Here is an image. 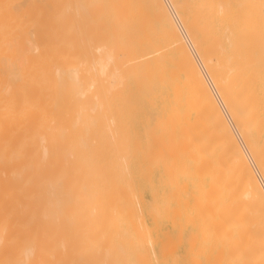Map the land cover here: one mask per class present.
Here are the masks:
<instances>
[{
    "label": "bare ground",
    "instance_id": "bare-ground-1",
    "mask_svg": "<svg viewBox=\"0 0 264 264\" xmlns=\"http://www.w3.org/2000/svg\"><path fill=\"white\" fill-rule=\"evenodd\" d=\"M175 17L183 28V34ZM78 100L88 104L85 106L86 111L82 110L81 114L83 111L85 114L87 109L93 110L90 114H94L91 115L94 116V120L92 117L87 119L89 121L85 119L84 121L89 123L86 124L81 121L82 116L79 119L81 124L76 120L79 126L70 127L69 125L72 126L76 119L75 116L80 115L79 110H76ZM82 103L80 106L84 108ZM157 104L165 106V111L170 113L172 131L168 132L169 137L173 136L176 139L178 135L175 132L181 131L182 134H178L184 140L182 142L178 140L181 142L179 146L178 141L174 143L173 138H170L174 143L172 145L177 144L178 147L175 146V149L173 146L171 150L175 151L169 152L172 142L167 137L170 141L166 145L169 148L166 149L168 153L182 162L181 166L188 168V172L192 159V164L195 162L201 164L203 159L208 160L204 162V166L201 165L206 166L205 169L202 168L203 170L211 168L212 164L210 177L215 181L213 195L216 194V201L206 204L208 207L206 205L202 207L206 208L207 212L212 211L211 216L216 215L214 221L210 218L209 224L212 223L211 227L215 232V235L212 234L216 239L213 245L217 242V255L212 256L216 258L214 260L218 264H264V0H0V264H77V252L74 249L76 247L74 242L70 244L71 242L62 239L61 224L63 220L61 197H66L70 190L74 195L70 192L72 196L67 197L65 201L67 204L70 202L68 198L76 199L73 202H77L80 197L85 198L82 192L75 195L74 188L75 191L78 190V183L75 180L71 179L75 184L68 183L74 184L71 185L74 188L66 185L68 174L63 175L62 171L64 165L65 168L67 166L69 173L68 164L74 158L78 159L77 154H83V160L88 155V161L85 163L88 166L90 164V169L92 168L94 172L91 178L89 174L92 175V171L86 172L85 167L79 166L82 163L79 160L81 158L78 159L79 164L74 159L76 164H72L78 169L80 167L85 170L81 175L83 176L81 179L84 180L81 181V186L87 182L85 176L91 179L94 177V184H90V188H94V193L89 190L91 192L86 194H91L89 200L92 201L86 208L90 211L87 217L91 215L107 222L106 226L102 225L103 229L105 227V233H108L107 243L105 241L107 247L106 245L101 247V250L105 249L103 250L105 256L102 251L103 256L98 255L99 251L96 250L94 254L90 252L92 259L97 254L98 260L104 258L101 260L103 262H100L103 264H132L129 261V258H132L131 250L129 251V247L126 246L124 249L122 245L127 242L131 244L130 241L135 238L133 236L132 239L130 236L129 241L127 230L117 232L120 225L114 221L125 217L121 208L123 203L119 199L121 197L126 199L124 194L129 197V192L125 191L130 190L126 186L130 177L127 178L129 179L127 183L123 180L126 183L123 189L126 187L127 189H124L125 193L116 197L117 204L112 202L113 194L110 193L111 189L119 186L114 187L116 179L110 183L109 180L113 177L108 180L107 175L113 167L112 159L116 160L115 163L120 167L121 164L124 166L120 160L117 162L121 151L122 156L128 154L127 150L132 145L137 148H134V151L132 149L135 153L141 147L139 132L124 125L126 122L122 123L125 119L124 114L135 113L138 109L136 106ZM134 108L135 110H132ZM62 116L67 117V122L62 120L64 119ZM69 116L73 119H70L72 123L68 121ZM61 121L67 123L68 127L62 125ZM90 123H93L91 125L94 129L97 124L98 128L101 127L99 130L102 133L98 138L92 137L96 134L94 131L93 135ZM82 128H87L88 133L92 130L91 140ZM79 130L84 131L81 133L83 135L85 133V138ZM151 130L152 133H148L150 136L154 134L153 129ZM78 131L80 139L76 136ZM152 137L155 138L154 136L150 138ZM68 139L71 144L76 143V139L80 140L77 142L79 145L85 139L86 143L89 142L87 144L89 148L82 142L83 145L77 148L76 144L72 145L78 153L73 149L70 151L69 147L66 150L63 144L66 146ZM62 140L65 148L63 151H67L66 154L72 152L71 155L63 154ZM157 141L154 143L157 148L165 147V144H160L161 140ZM153 142L152 140V144L150 143L152 146ZM81 146H86L87 151L83 147L86 153ZM115 149L120 152L116 153L118 151ZM150 149H147L150 154L148 158L152 159ZM160 150L159 152L165 153L162 147ZM111 151L115 154L111 153L110 156ZM132 151L130 153L133 154ZM155 152L158 156L159 152ZM63 155L65 159L70 157L69 161L66 160L67 165L66 162L61 165ZM112 155L116 158H112ZM108 158L111 159L110 162L107 161ZM148 158L145 159L150 162ZM157 158L159 157L153 158L154 161ZM124 159L131 160V158L128 160L127 155L121 162ZM172 162L167 161L165 166L163 163L164 167L161 166L163 168L161 187L164 190L154 195L161 217L168 216L173 226L181 229L183 225L185 227L192 224L198 214L194 217L197 210L194 212L191 208L194 207V203L189 206L187 200L180 199L182 201L174 209L171 208L177 193L179 197L178 188L181 189L184 185L178 187L177 170L182 167L174 168ZM72 164L70 165L73 167ZM109 165L110 169L107 167ZM198 166L199 164L196 169ZM120 167L119 169H122ZM78 169L74 168L73 175ZM111 170L109 175L112 173ZM182 170L183 168L178 173L180 171L182 173ZM213 171L215 180L212 176ZM123 172L130 173L125 169ZM78 182L80 184V181ZM211 183L207 185L213 189L214 183L212 185ZM186 188L184 185L183 189ZM212 189L205 190L206 197H211L209 195ZM201 198L195 199L197 203L193 198V202L198 209L200 208L202 216L207 215V212L201 208L199 203ZM87 201H83L85 203L83 208L90 203ZM132 201L129 202L130 205ZM175 201L177 203V200ZM83 202L81 203L84 204ZM72 205L71 207H74ZM133 205L130 208L132 211ZM65 207L67 210L64 209L68 211V207ZM82 207L78 210L86 212ZM212 207H216V213ZM72 209L75 211L76 208ZM130 209H126L128 213ZM88 211L86 213H89ZM132 213L134 214V211ZM70 216L73 217L71 214ZM159 217L157 216L158 219ZM66 218L65 221L68 220ZM96 219L95 221L98 220ZM140 222L142 223V220ZM93 223L91 221V225ZM98 223L100 226L101 223ZM76 224H79L78 221ZM129 225L132 226L131 230L135 229L134 222V226ZM139 227L140 225L137 228ZM87 229L89 230V227ZM91 229L95 228L91 226ZM91 229L88 234L84 232L86 238L87 236L90 238V241L89 238H85L86 241L82 240L85 243L89 242L88 246L85 244L83 248L85 250L93 249L98 243L97 241L94 245L92 242L90 235L96 237L99 234L95 235L96 231ZM203 229L204 227L201 230ZM99 230L97 233H100ZM145 231L144 229L145 235L148 234ZM134 232L141 233L140 230ZM137 233H134L136 237L142 234ZM101 235L103 237L102 233ZM118 235L121 239L116 241ZM203 235L202 237L206 239ZM192 236L194 238H191ZM192 236L189 244H193V239L197 240V233ZM100 237L99 241L102 240ZM202 237L198 241L199 244ZM117 242L122 248L119 249L115 245ZM199 244L198 246H201ZM138 245L137 243L135 246ZM164 245L165 243L162 246ZM161 249L163 250L162 247ZM165 249L173 250L171 247ZM132 251L136 253V250ZM165 251H162L163 257L167 255ZM197 252L196 254H199ZM196 254L194 253L195 256ZM144 255L136 254L135 257L139 262ZM78 256L81 257L79 254ZM206 256L209 259V255ZM87 259L89 261L90 258ZM88 261L82 263L80 260L78 263L92 264Z\"/></svg>",
    "mask_w": 264,
    "mask_h": 264
},
{
    "label": "rangeland",
    "instance_id": "rangeland-1",
    "mask_svg": "<svg viewBox=\"0 0 264 264\" xmlns=\"http://www.w3.org/2000/svg\"><path fill=\"white\" fill-rule=\"evenodd\" d=\"M80 101L78 100V102H77V107H76V110L78 111V114H80V115H76L75 117H76V119L74 120V122L73 121H71L70 119H72V117H74V115L71 117V116H69L68 118H69V122L71 121V123L73 124L72 126L71 125H69L70 127H76L75 125H78V123H80L81 121H83L84 123H86V124H89V123H87V122H85L84 120L86 119H91V117L93 118L94 116H91V115H94L93 113L92 114H90L91 112H93V110L91 111L90 109H87V112H85V114H83L84 113V111H86V107L85 106H88V104H83L82 102H80ZM81 103H82V107H84V108H81ZM90 106V105H89ZM79 108H81V109H79ZM88 108V107H87ZM90 108V107H89ZM131 108H133V107H131ZM138 108V109H137ZM129 110H130V108H128ZM136 109H137V111L134 113H125L124 115L125 116H123L125 119H124V121L122 120V123H124V122H126V123H124V125L126 124V126L127 127H129L131 130H133V131H138L139 132V134H140V136H141V139H140V146L141 147H139V149L140 150H136V153L135 152H133L134 151V148H136V147H130L127 151H128V154H126L127 155V158H128V160H130V158H131V160L130 161H126L125 159L124 160H122L123 162H121V159H123L124 158V156L126 157V155L124 154V155H120V154H122L123 152L121 151V153H119L120 151H118V150H116V151H118V152H116V153H119L118 155H119V158H118V156H117V162H118V160H120V163H124V166H123V164H121V167L119 166V164L118 163H115L116 162V160L115 161H113V159H112V162H114L113 163V167H111V169H113V170H111L110 169V166L111 165H109V166H107L110 170H111V172L113 173H111L110 175H109V173H110V170H109V172H108V175H107V179L109 180V179H111V177H113L111 180H109V182L111 183V181L113 180H115L114 182H115V184H114V187H116L115 185H118L119 186V188H116V189H111V187H110V189H111V195L113 194V200H112V202L114 201V202H116L117 203V196L119 195V194H123V193H125V192H129L128 194H129V197L128 196H126V194H124V196H125V198L126 199H124V197H121V196H119V198L121 197V199H119L121 202H120V205L122 206H120L121 208H122V211H123V214H124V218L123 217H121V218H119L118 220H114V221H116V223H119L118 225H120V227L117 225V224H115L116 226H118L117 228H119L118 230H117V232L120 230V233H121V231H125V230H127L126 232L129 234V238H130V236H131V238L134 236V238H132V239H134V240H131V238L129 239V241L131 242V244H133V247L131 246V244H128V242L125 244V245H122L123 247H124V249H125V246L126 247H129L128 249H129V251H130V257H132V258H129V261L132 263V264H140V263H142V264H199V262H200V264H212V263H216L217 261L216 260H214V259H216V258H213L212 256H215V254H216V251H217V242H216V245L214 244L213 245V243H215V241H216V239H215V232H213L214 231V229L212 228L213 227V225H212V223H211V225H209L210 224V218H212V220L214 221L215 220V216L216 215H213V216H211L210 214H211V212H207L206 211V208H204L205 207V205L206 204H212V202H214L213 200H215L216 201V194L215 195H213V191H214V188H216L215 187V181H213V179H211V172H212V170L210 171V169H212V164L210 165V163H206V165H210V167L211 168H209V169H206V170H203L202 168H206V166L205 167H203L204 165H205V163L204 162H207V161H204V159H203V161L201 162V164H200V162L199 163H197V162H195L194 164H192L193 163V159H192V163H191V166H189V168H190V172L191 173H193V174H191L190 172H188V168L186 169L185 167H183V166H181L182 165V162H179V160H176L177 158L176 157H173L172 155H171V153L169 154L168 153V151L166 150V149H168L169 150V148H170V151L169 152H173V151H175L174 149L173 150H171L172 148H173V146H174V148L176 149V147H178L177 146V144H175V145H172V144H174V143H177V141L179 140V141H181L182 142V140H183V138H181V135H179V134H182L181 133V131L179 132L178 131V133L177 132H175L177 135H178V137L175 139L171 134H170V136H172V138H173V140H174V143H173V141L171 140L172 138L171 137H169V133H170V131H172L171 130V125H170V123L172 124V121H170L171 119H170V113L169 112H167V111H165V109H166V107L165 106H163V105H161V104H157V105H143V106H136ZM82 110H84L83 111V113L81 114V111ZM132 110H135V108L134 109H132ZM88 111H90L89 112V114H88ZM126 114H127V116L128 117H126ZM133 115V116H132ZM82 116H83V118H82ZM167 116H169V118L167 119ZM74 117V118H75ZM88 117V118H87ZM62 118H64L63 116H62ZM66 118L67 117H65L64 119H62V120H65V122H67V120H66ZM82 118V119H81ZM79 119H81V121L79 120ZM166 119V120H165ZM73 120V119H72ZM76 120H77V122H76ZM93 120H94V118H93ZM163 120V121H162ZM87 121H89V120H87ZM164 121H165V123H164ZM169 121V122H168ZM91 122H93V121H91ZM95 122V121H94ZM167 122V123H166ZM61 123H62V125H64L65 123H63V121H61ZM146 123V124H145ZM81 124V123H80ZM93 125V123H90V125ZM94 124H97V123H94ZM100 124V123H99ZM155 124V125H154ZM84 125V124H83ZM91 125V126H92ZM132 125V126H131ZM166 125V126H165ZM68 127V124L66 123L65 124V127ZM79 126V125H78ZM81 126V125H80ZM95 126V125H94ZM98 126V124L96 125V127H95V129L93 128V126H92V129H93V135H94V131H95V136H92L93 138H98V135L99 134H101L102 132H101V130H99V129H101V127L100 128H98L97 127ZM155 126V127H154ZM63 127V126H62ZM64 127V128H65ZM83 127V126H82ZM87 127V126H86ZM88 127H89V125H88ZM85 128V127H84ZM97 128H98V130H97ZM144 128V129H143ZM161 128V129H160ZM87 129V128H86ZM86 129H83L82 128V130H85V133L87 132L86 131ZM89 129V128H88ZM151 129H153V132H154V134H151V136H154L155 138H150L151 136L150 135H148V133L150 134V132L152 133V130ZM90 130V129H89ZM162 130V131H161ZM80 131V130H79ZM79 131H78V133L76 132V136H77V138H79L80 137V133L81 132H84V131H80V133H79ZM92 130H90L89 131V133L87 132V134H86V136L87 135H89V139L91 140V136H90V132H91ZM146 131V134H144V132ZM97 132V133H96ZM169 132V133H168ZM85 133H84V135H83V137L85 138L86 136H85ZM160 133H161V135H160ZM64 135V134H63ZM63 135H62V137H63ZM78 135H79V137H78ZM81 135V136H82ZM91 135H92V133H91ZM157 135H160V136H157ZM146 136V137H145ZM157 136V137H156ZM162 137V138H161ZM170 139V141L172 142V143H170L172 146H169V148H167L168 146H166V145H168V141H169V139ZM204 137L206 138L207 137V133H205L204 134ZM81 138V137H80ZM79 138V139H80ZM159 140H158V139ZM78 139V140H79ZM88 139V140H89ZM154 141L153 142V146L151 145L152 143V140ZM69 140V139H68ZM85 140V139H84ZM82 141V142H85V141ZM145 140H147V141H145ZM158 140V141H157ZM160 140H161V142H160ZM64 141H65V139H64ZM64 141L62 140V143H61V150L63 151L65 148H66V150H67V148L69 147V150L70 149H73V150H75L74 148H75V146H76V148H77V146H79L80 147V145H83V144H81L80 143V145L78 144L79 142H80V140L79 141H77V139H76V143H74V144H71L70 142V140L68 141V143H67V141H66V146H65V144H63L64 143ZM145 141V142H144ZM155 141H157V142H160V144H165V147L164 146H159L160 148L162 147V150L163 151H165V153H167L166 155H165V153H161V152H159V151H161L160 150V148H157V146L156 145H154V143H156ZM169 141V142H170ZM178 141V145L180 146L181 144V142H179ZM184 141V140H183ZM78 142V143H77ZM88 142V141H87ZM93 142V141H92ZM91 141H90V143H92ZM146 142H147V144H148V146L146 147ZM163 142V143H162ZM71 145H70V144ZM151 143V144H150ZM185 143H186V141H185ZM64 145V147H63V145ZM76 144V145H75ZM86 146H87V144H89V142L88 143H84ZM169 144V145H170ZM68 145V146H67ZM72 145H75L74 147H72ZM92 144H90V146H91ZM185 145V144H184ZM184 145H182V146H184ZM86 146L84 147V149L87 151V149H86ZM89 146V145H88ZM87 146V147H88ZM176 146V147H175ZM182 146H181V148H182ZM83 147L81 146V148H82V150L83 151H85L84 149H83ZM143 147H144V149H143ZM145 147L147 148V149H150L151 151H152V155H151V157H153L154 159L156 158V157H159V158H157L156 159V161H154V159L152 158H150V160L152 161V163H153V165H152V163H151V161L150 162H148L147 161V159H145V158H148V154H149V150H147V149H145ZM64 148V149H63ZM89 148V147H88ZM124 148V147H123ZM80 149V148H79ZM132 149H133V151H132ZM137 149V148H136ZM159 149V150H158ZM165 149V150H164ZM69 150H68V152H69ZM81 150V149H80ZM114 150V151H115ZM153 150H155V151H158L159 152V155L157 156V152H155V151H153ZM71 151V150H70ZM77 153H78V151L77 150H75ZM86 151L84 152V153H86ZM125 151V150H124ZM133 152V154L132 153H130V152ZM144 151V152H143ZM147 151H148V153H147ZM206 151V150H205ZM64 152V151H63ZM62 152V153H63ZM66 152L67 151H65L63 154L66 156V155H71V153H68V154H66ZM74 152V151H73ZM81 152V151H80ZM155 152V153H154ZM76 153V154H77ZM83 153V152H82ZM111 153L112 154H115V152H113V151H111L110 152V156H111ZM144 153H147V154H144ZM151 153V152H150ZM75 154V155H76ZM79 154H81V153H79ZM64 155L62 156V160H61V165H63L64 164V162H66V160H68L69 161V159H70V157H69V159L67 158V159H65V157H64ZM74 155V154H73ZM74 155V156H75ZM109 155V154H108ZM132 155V156H131ZM133 155H136V157L134 156L133 157ZM156 155V157H154ZM77 156V158L79 159V158H81V159H79L80 160V162H82L79 166H83V168L84 169H86V172L87 171H89V172H91L92 173V175L91 174H89V176L92 178V176H93V169L91 170L90 169V164H89V166L88 165H86L87 163H85V162H87L88 161V155H87V158L86 159H84V160H86V161H84L83 159H82V156H84L83 154L82 155H76ZM80 156V157H79ZM149 156H150V154H149ZM168 156V157H167ZM64 157V158H63ZM71 157H73V156H71ZM109 157V156H108ZM116 158L115 157V155H112V158ZM143 158V162H141V160H142V158ZM74 158V157H73ZM72 158V159H73ZM148 158V159H149ZM165 158V159H164ZM172 158H173V160H175V161H173L172 160ZM195 158V157H194ZM205 158V160H206V157H204ZM74 159H76V158H74ZM73 159V160H74ZM78 159H76V163L77 164H79L80 162H78ZM72 160V162H71V160H70V164H72V163H75V160L73 161ZM111 160V159H110ZM110 160H109V158H108V160L107 161H109L110 162ZM145 161V162H144ZM161 161H163V162H161ZM166 161V162H165ZM167 161H169V162H172V165H173V167L174 168H179V166H181L182 168H183V170H182V173H178V171L179 170H181L182 168H179V170H177V177H178V180H179V186L178 187H180V186H182V184H184V185H186V190L185 189H183L184 188V185H183V187L180 189V188H178V192H179V197H178V193H177V196H176V198L174 199V202H173V205L171 206V208L172 209H174L177 205H178V203L180 202V201H182V200H187V202L189 203V206H191V205H193V203H194V207L193 206H191V208H193V210H194V212H196L195 210H197V213H195L194 214V212H193V214H194V217H195V215L196 214H198V215H196V217L194 218L195 220L193 221V223L192 224H189V225H186L185 227H184V225L181 227V229L178 227V228H175L174 226H173V224L171 223V221H170V219H169V217L168 216H162L161 217V214L158 212V210H157V208H158V203H157V201H156V198H155V193H162V191L164 190V188L163 187H161V185H163V180L161 179V170L163 169L162 167H164L165 165H166V163H167ZM108 162V163H109ZM136 162V163H135ZM151 163V164H149V165H147L148 163ZM157 162V163H156ZM175 162V163H174ZM179 162V163H178ZM75 163V164H76ZM83 163H85V165L87 166H85V165H83ZM143 163V164H142ZM162 163V164H161ZM163 163H164V166H163ZM174 163V164H173ZM68 163L66 162V165H67ZM70 164H68V169H69V173H67L68 171H67V166H66V168L64 167V165L62 166L63 168H62V171H64L63 172V175L64 174H68L67 176H66V179L68 180V179H70L69 180V182L66 180V185L68 184V183H70V182H74L73 180H75V182L76 183H78L77 185H78V187L75 185V187H77V191H75L76 189L73 187V186H71V185H74L75 184V182H74V184H68L67 186H69V187H71V189H72V187L74 188V192H75V195H76V193L78 194V193H84L85 194V198H87L88 196H90V197H88L87 199H88V201H90L89 200V198H91V194L90 195H86L87 193L89 194V192H91L92 191V193H94V191H93V189H91L90 188V184H94V181H93V179H94V177H93V179H91L90 177H86L85 176V178L87 179V182H85V183H87L86 185H85V183H84V185H85V187H84V185L83 186H81L82 185V182H84V180H82L81 178H83V176L81 177V175H83V172L85 171V170H83V168H80L79 167V169L77 168V166H74V164H72L73 165V167L75 168V170L76 169H78V171L79 170H81L82 171V173H81V171H80V173L78 172V174H77V172H76V174L75 175H73L74 174V168L70 165ZM116 166H115V165ZM199 164V166L197 167V169H196V166ZM204 164V165H203ZM118 165V166H117ZM141 165V166H140ZM155 165H158V166H155ZM201 165H203L202 167H201ZM70 166L72 167V168H70ZM115 166V167H114ZM126 166V167H125ZM140 166V167H139ZM148 166V167H147ZM149 166H150V168H149ZM162 166V167H161ZM176 166V167H175ZM195 166V167H194ZM119 167L120 168H122V169H119ZM138 167V168H137ZM195 169H194V168ZM199 167H200V169H199ZM207 167H209V166H207ZM87 168H89V169H87ZM116 168V169H115ZM147 168V169H146ZM65 169V170H64ZM124 169L125 170H129L130 171V173L129 174H127V172H126V174L123 172L124 171ZM150 169V170H149ZM186 169V170H185ZM202 169V170H201ZM71 170V171H70ZM117 170V171H116ZM119 170H121V171H119ZM193 170H196V171H193ZM197 170H198V172H197ZM207 170H209V171H207ZM74 171V172H73ZM116 171V172H115ZM215 171V170H214ZM213 171V172H214ZM73 172V173H72ZM86 172H85V174H86ZM120 172V173H119ZM194 173H195V175H194ZM201 173V174H200ZM84 174V175H85ZM88 174V173H87ZM123 174V175H122ZM205 174V175H204ZM213 175V178H214V180H215V172L214 173H212ZM71 175V176H70ZM78 175H80V176H78ZM128 177H127V176ZM148 175V176H147ZM187 175H188V177H187ZM194 176V177H192V176ZM64 176V177H65ZM68 176H70L69 178H68ZM202 176V177H201ZM109 177V178H108ZM124 179H123V178ZM130 177V180L129 179H127V178H129ZM147 178H148V180H147ZM197 178H199V179H197ZM200 178H202L201 180H200ZM71 179H73V180H71ZM77 179H78V181H80V184H79V182L77 181ZM81 179V180H80ZM123 180L126 182L127 180H129V182L127 183L128 185H126L128 188H130V190L128 191V190H126L127 189V187H126V191L125 192H123L124 191V189H123V187L125 186V182H123ZM199 180V181H198ZM210 180V181H209ZM82 181V182H81ZM86 181V180H85ZM93 181V183H91ZM122 181V182H121ZM195 181V182H194ZM202 181V182H201ZM113 182V183H114ZM132 183V185H131V183ZM198 184H197V183ZM201 182V183H200ZM204 182V183H203ZM211 182H213L214 183V186H213V189L212 188H209V186L207 185L208 183H211ZM109 183V184H110ZM112 183V184H113ZM125 183V184H124ZM202 183H203V185H202ZM213 183H211V185L213 184ZM124 184V185H123ZM151 184V185H150ZM79 185H80V187H79ZM89 185V186H88ZM153 185V186H152ZM201 185V186H200ZM87 186V187H86ZM113 186V185H112ZM117 186V187H118ZM121 186V187H120ZM200 186V187H199ZM82 187V188H81ZM92 187V186H91ZM210 187H212V186H210ZM79 188H81V189H79ZM84 188H86V189H88V191L86 190V189H84ZM202 188V189H201ZM118 189V190H117ZM123 189V190H122ZM207 189H212V192H210L209 194V196H211V197H209V198H212L211 200H209V198L208 197H206V191L205 190H207ZM80 190V191H79ZM89 190H91V191H89ZM114 190L115 191H118V192H114ZM172 190H174V188H172ZM181 190V191H180ZM191 190H192V192H191ZM195 190V191H194ZM216 190V189H215ZM122 192V193H119V192ZM198 191V192H197ZM202 191V192H201ZM210 191V190H209ZM209 191H207V192H209ZM63 192H64V189H63ZM62 192V193H63ZM70 190H69V192L68 193H66L67 195H66V197H61V207H62V209H61V213H62V216L63 217H65L66 215L68 216L69 215V217H67L68 218V220H66L65 221V218H63V217H61L63 220L61 221L62 223V235L64 236H62V239L63 240H65L66 239V241H68V243L69 242H71L70 244H72V242H74L73 244H74V246L76 247V248H74L75 249V252H77V257L76 258H78L77 259V264H79L78 263V261H82V263H84V261L86 262V261H88V259L87 258H90L89 259V261H90V263H92V264H103V263H100V262H103V261H101V260H104V258H102V259H99L98 260V258L97 257H99V256H97V254H95V257H93V259H92V253H90V252H93V254L94 253H96V250L97 251H99V252H97L98 253V255H100L101 254V251H102V253L104 254V256H105V253H104V251L103 250H105L104 248H102V250H101V247H104L105 245H106V247H107V234L105 233V227H104V229H103V227H102V225L104 226H106V224H107V222L105 221H103V220H101V219H99V218H93V217H91V215H89V217H87V215L88 214H90V211H88V209H86V208H88V204H92L91 202L92 201H90V203H87L86 204V206L83 208L82 206H84L85 205V203L83 202L84 200H85V202L87 201V199H85L84 197L82 198V199H78L77 200V202H73V201H75V200H73V198L71 197V198H68V200L70 201L69 202V204H67L68 202H65L66 200H67V197H70V196H72V194L70 195ZM115 194H114V193ZM185 192V193H184ZM190 192V193H189ZM204 192V193H203ZM71 193H73V192H71ZM116 193H118L117 195H116ZM131 193V194H130ZM199 194V196H198V194ZM63 194H65V193H63ZM127 194V195H128ZM73 195H74V193H73ZM132 195V196H131ZM201 195V196H200ZM62 196V195H61ZM64 196V195H63ZM78 196V195H77ZM76 196V197H77ZM136 198H135V197ZM187 196V197H186ZM193 196V197H192ZM195 196H196V198H197V200L200 198V197H202L200 200L202 201H199V203L201 204V208H204V210L207 212V215H202L201 216V212L199 211V209H198V206L197 205H195V202H193L196 198H195ZM198 196V197H197ZM204 196V197H203ZM75 197V198H76ZM79 197V196H78ZM77 197V198H78ZM134 199H133V198ZM65 198V199H64ZM114 198H115V200H114ZM131 200H130V199ZM193 198H194V200H193ZM180 199H182V200H180ZM64 200V201H63ZM80 200V201H79ZM125 200V201H124ZM127 200V201H126ZM133 200V201H132ZM175 200H177V203H176V201ZM87 201V202H88ZM130 201H132L131 202V205H133V207H134V209H133V211H134V214H136L137 212H138V214L139 213H141V215L139 214V216H138V214H136V215H134L132 212V210L130 209L131 208V205H130ZM137 201V202H136ZM196 201V200H195ZM208 202V203H205V202ZM64 202V203H63ZM80 202V203H79ZM81 202H83L84 204H82ZM72 203H74L75 205H72ZM129 204V209L132 211H130V213H128L129 211H127L126 209H128L127 208V204ZM133 203V204H132ZM196 203H197V201H196ZM205 203V204H204ZM65 204H67V205H65ZM76 204H78V205H76ZM81 204V205H80ZM118 204V203H117ZM214 204H216V203H214ZM213 204V205H214ZM63 205H64V207H63ZM71 205L72 206H74V207H71ZM157 205V206H156ZM202 205H204V207H202ZM65 206H67L68 207V211H66L67 210V208L65 207ZM71 208H70V207ZM78 206V207H77ZM90 206H92V205H90ZM196 206V207H195ZM207 206V205H206ZM80 207H82V209H85V211L87 212H89V213H86V212H84L83 210V212L81 211V210H78V208L80 209ZM135 207H137V208H135ZM208 207V206H207ZM66 210H65V209ZM72 208H76L75 209V211H77L78 210V212H75ZM125 208V209H124ZM213 208V207H212ZM211 208V209H212ZM69 209H71L70 211H69ZM137 209V210H136ZM210 209V210H211ZM213 209H215V213H216V207L215 208H213ZM64 210V211H63ZM73 210V211H72ZM202 210V209H201ZM207 210H209V209H207ZM63 211V212H62ZM214 211V210H213ZM66 212V213H65ZM73 212H75L74 214H73ZM81 214H80V213ZM156 212V213H155ZM206 212H205V214H206ZM71 215H73V217L72 216H70V214ZM77 213H79V214H77ZM204 212H202V214H203ZM64 214V215H63ZM75 214H77L76 216L77 217H75ZM85 214V216H82V215H84ZM122 214V215H123ZM128 214H130V215H128ZM154 215H156V216H154ZM136 216V217H135ZM157 216L159 217V219L157 218ZM200 216V217H199ZM203 216H205V217H203ZM78 217H83L82 219H79ZM128 217H130V218H128ZM135 217V219H133ZM203 217V218H202ZM66 218V219H67ZM86 220H85V219ZM92 218H93V220H92ZM136 218H138V220L136 219ZM139 218H140V220H139ZM154 218V219H153ZM162 218V219H161ZM201 218H202V220H201ZM208 218V219H207ZM73 219H76V221H74ZM88 219H91V221H92V225H91V221L90 220H88ZM95 219L97 220V221H95ZM130 219H131V223H130ZM134 221H133V220ZM80 220H82V221H80ZM83 220H85L84 221V224H83ZM141 221L142 220V223L140 222H138L137 223V221ZM198 220H200V221H198V224H199V227H198V225H197V221ZM205 222H204V221ZM207 220V221H206ZM70 221V222H69ZM77 221H78V223L79 224H76L77 223ZM86 221H87V223H86ZM89 221V222H88ZM98 221H99V223H101L100 224V226L99 225H97V223H98ZM102 221H103V223H102ZM129 221V222H128ZM75 222V223H74ZM124 222H127L126 224L124 223ZM133 222H134V225H133ZM203 222L205 223V224H203ZM71 223L73 224V225H71ZM80 223H81V225H80ZM89 223V225H86V224H88ZM98 223V224H99ZM136 223L138 224V225H140V227L139 228H137L138 227V225H136ZM75 224V225H74ZM96 224V225H95ZM129 224H132L134 227L133 228H135L134 230L132 229L131 230V227L132 226H130ZM145 226H143V225ZM172 224V225H171ZM214 224V223H213ZM67 225H69V227L67 226ZM73 227H71V226ZM79 225L81 226L80 228L81 229H79ZM203 225V226H202ZM76 226H78V227H76ZM91 226H93V228H95V229H91ZM96 226H98V227H96ZM126 226H128V227H126ZM130 226V227H129ZM201 226H202V228L204 227V229L206 230L207 228H208V226H209V228H208V230H206V231H203V230H201L202 228H201ZM207 228H206V227ZM212 226V227H211ZM89 227V230L91 229V230H95L96 231V233H94L93 231V233L95 234V235H97V234H99V235H97L98 236V238H96V237H94L93 236V234L92 235H90V236H92L91 238V240H92V242H94V245H95V243L98 241V243H96V245L95 246H93L94 248L92 249H90V248H88V250H85V249H83V248H85V246L87 245L88 246V243L89 242H83L82 240H85L86 241V239L87 238H89V236H87V238H86V234L85 233H89L88 231V229L86 230V228H88ZM200 229V231L201 232H204V233H201V232H199V229ZM211 227V228H210ZM74 228H77V229H74ZM97 228V229H96ZM98 228H100V230L98 229ZM103 229V231H102V229ZM126 228H128V229H126ZM146 230L145 232H148V234L146 233V235H145V233H144V229ZM71 229V230H70ZM74 229V230H73ZM82 229H84V230H82ZM136 229H139L140 230V232L142 233H140L139 234V232L137 233V232H134V231H139V230H136ZM68 230V231H67ZM76 230V231H75ZM87 232H86V231ZM100 231V233L98 232L97 233V231ZM128 230H129V232H128ZM149 230V231H148ZM181 230V231H180ZM77 232L76 234L74 233V232ZM80 231H82V233L80 232ZM130 231H132V232H130ZM69 234H68V233ZM73 232V233H72ZM85 232V233H84ZM104 232V233H103ZM199 232V233H198ZM91 233V232H90ZM101 233L103 234V237H102V235H101ZM126 233V234H127ZM132 233V235H130ZM134 233H137L138 235H140L141 237H144V238H141L140 236H138V237H136V235L134 234ZM195 233H197V236H196V238H197V240H195L194 241V239H193V244H194V246H193V244H189V241L191 240L190 239V237L192 236V235H194ZM72 234H74V236H72ZM81 234V235H80ZM127 234V235H128ZM192 234V235H191ZM204 234V235H203ZM212 234H214V235H212ZM77 235V236H76ZM106 235V236H105ZM148 235V236H147ZM191 235V236H190ZM202 235L206 238V239H204L203 237H202ZM70 238H69V237ZM101 236V237H100ZM122 236H123V232H122ZM211 236H213V237H211ZM66 237V238H65ZM99 237H100V239H102V240H100L99 241ZM105 237V238H104ZM149 239H148V238ZM177 237L179 238V239H177ZM200 237H202L203 239L200 241V244H199V239H200ZM75 238H76V240H75ZM84 238V239H83ZM86 238V239H85ZM95 238V239H94ZM103 238H104V240H103ZM191 238H194L193 236L191 237ZM71 239V240H70ZM121 239V237H120V235H118V236H116V241H119ZM140 239H141V241H140ZM143 239V240H142ZM148 239V240H147ZM169 239V240H168ZM189 239V240H188ZM208 239V240H207ZM79 240V241H78ZM94 240V241H93ZM149 240H150V242H149ZM155 240V241H154ZM160 240V241H159ZM167 240H168V242H167ZM206 240V241H205ZM89 241H90V238H89ZM105 241H106V243H105ZM137 241V242H136ZM144 241V242H143ZM172 241H174V242H172ZM179 241V242H178ZM197 241V242H196ZM214 241V242H213ZM83 242V243H82ZM100 242H101V245H99L100 244ZM129 242V243H130ZM133 242V243H132ZM141 242H142V244L143 245H145L144 247L142 246V244H141ZM168 244H167V243ZM170 242V243H169ZM192 242V241H191ZM195 242V243H194ZM139 244L138 246H135L136 244ZM154 243V244H153ZM165 243V245L164 246H162L163 244ZM76 244V245H75ZM81 244V245H80ZM86 244V245H85ZM98 244V245H97ZM104 244V245H103ZM124 244V243H123ZM141 244V245H140ZM171 244H173L172 246H170ZM198 244L199 245H201V246H198ZM78 245V246H77ZM80 245V246H79ZM117 247H119V249L120 248H122V247H120L121 246V244L119 243V242H117L116 244H115ZM166 245H167V247H166ZM192 245V246H191ZM202 245H204L205 247H203ZM213 245V246H212ZM100 246V247H99ZM139 246H141V247H139ZM150 246V247H149ZM191 246V247H190ZM116 247V248H117ZM133 250H136L135 252L136 253H134L133 251H132V249ZM135 247V248H134ZM161 247L163 248V250L161 249ZM173 248V250L172 251H169V250H171V249H165V248ZM200 247H202V248H200ZM213 247H215V248H213ZM80 248V249H79ZM82 248V249H81ZM96 248H98V249H96ZM211 250H210V249ZM197 249H199L198 250V252H197ZM81 250H83V251H81ZM84 250H85V253H83L84 252ZM90 250V251H89ZM92 250V251H91ZM95 250V251H94ZM165 251V250H167V251H169V252H167V251H165V254H167V255H165L164 257L162 256V254L164 253V252H162V251ZM201 250V251H200ZM208 250H209V252H208ZM78 251H80V253L78 252ZM89 253H88V252ZM200 251V252H199ZM83 253V255H85L84 257H83V255H82V253ZM88 254H87V253ZM170 252H172V253H170ZM196 252L197 253H199V254H196ZM132 253V254H131ZM138 253H139V255H138ZM144 253H146L145 255H144ZM168 253H170V254H168ZM194 253L196 254V256L194 255ZM213 255H212V254ZM78 254L79 255H81V257L80 256H78ZM91 254V255H90ZM136 254H137V256H140V254H143L144 255V258L143 259H145L143 262H142V260L143 259H139L140 261V263L138 262V260H137V256H136ZM177 254H178V256H177ZM206 254L207 255H209V259H208V257L206 256ZM102 255V254H101ZM171 257H170V256ZM172 255H173V259H172ZM174 255H176V256H174ZM217 255V254H216ZM90 256V257H89ZM103 256V255H102ZM102 256H100V258L102 257ZM136 256V257H135ZM207 258H206V257ZM80 257V258H79ZM154 257V258H153ZM176 259H175V258ZM83 258H85V259H83ZM148 258V259H147ZM190 258V259H189ZM192 258V259H191ZM195 258V259H194ZM83 259V260H82ZM91 259H92V261L93 262H91ZM95 259H97L98 260V262H97V260H96V262L94 261ZM137 261H136V260ZM194 259V260H193ZM196 259H198V261L196 260ZM155 260V261H154ZM175 260V261H174ZM189 260H192V261H189ZM208 260V261H207ZM88 261V262H89ZM134 261V262H133ZM147 261V262H146ZM197 261V263H195ZM138 262V263H137ZM174 262V263H173ZM194 262V263H193ZM81 263V264H82ZM86 264V263H85ZM119 264V263H118ZM216 264H218V262L216 263Z\"/></svg>",
    "mask_w": 264,
    "mask_h": 264
},
{
    "label": "built area",
    "instance_id": "built-area-1",
    "mask_svg": "<svg viewBox=\"0 0 264 264\" xmlns=\"http://www.w3.org/2000/svg\"><path fill=\"white\" fill-rule=\"evenodd\" d=\"M166 2H167V1H166ZM167 3H168V2H167ZM168 5H169V3H168ZM175 19H176V21H177V23H178V26H179V28H180L182 34H183V28L181 27V25H180V23H179V20L177 19V17H175Z\"/></svg>",
    "mask_w": 264,
    "mask_h": 264
}]
</instances>
